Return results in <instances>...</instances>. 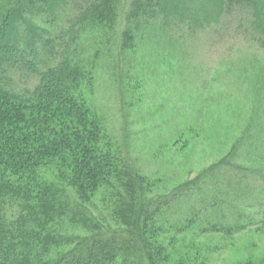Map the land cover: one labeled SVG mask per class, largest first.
<instances>
[{
	"label": "rangeland",
	"instance_id": "374dc122",
	"mask_svg": "<svg viewBox=\"0 0 264 264\" xmlns=\"http://www.w3.org/2000/svg\"><path fill=\"white\" fill-rule=\"evenodd\" d=\"M132 2L119 1L112 26L82 33L74 60L92 68L85 96L113 149L143 179L134 203L164 200L191 184L177 201L161 205L147 241L159 247L160 264H264L263 37L238 9L195 32L184 24L161 32L156 21L158 27L132 20ZM64 9L52 21H38L42 35L67 24L74 11ZM15 78L17 89L35 82L26 73ZM39 172L43 181H57L53 165ZM125 183V177L112 180L86 203L71 190L62 198L66 214L45 226L59 243L46 255L43 244L32 243L33 253L54 257L93 235L127 241L130 228L120 217L130 199ZM0 206L2 228L29 237L18 202L5 198ZM82 216L92 226H83ZM22 240L7 233L3 244ZM127 247V263L145 264L137 244Z\"/></svg>",
	"mask_w": 264,
	"mask_h": 264
},
{
	"label": "trees",
	"instance_id": "16d2710c",
	"mask_svg": "<svg viewBox=\"0 0 264 264\" xmlns=\"http://www.w3.org/2000/svg\"><path fill=\"white\" fill-rule=\"evenodd\" d=\"M119 1L0 0V201L18 202L20 226L30 234H14L0 222V264H136L127 263L128 241L141 249L145 264H160L159 247L153 250L147 230L161 205L177 201L191 184L178 185L164 200L134 203L136 186L143 179L113 149L102 118L85 96L84 86L93 81L92 68L74 60L80 35L112 26ZM65 7L74 11L67 24L55 34L42 35L38 21L54 20ZM236 9L249 15L252 31L264 40V0H133L129 15L146 25L153 22L152 27L158 22L161 32L171 24H184L195 32L218 25ZM124 37L132 41L131 34ZM19 72L35 79L30 88L17 89ZM48 164L56 169V182L40 176V168ZM123 177L130 198L120 214L131 229L127 241L97 234L67 252L44 256L49 245L59 243L45 226L66 214L68 201L62 198L68 200L72 190L80 203H86L99 187ZM80 223L92 226L87 217ZM7 233L24 243L3 244ZM32 243L43 244L44 255L33 253Z\"/></svg>",
	"mask_w": 264,
	"mask_h": 264
}]
</instances>
